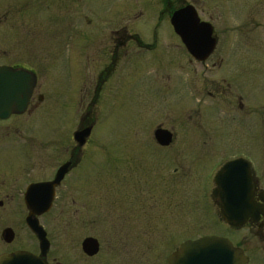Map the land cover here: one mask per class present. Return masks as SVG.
I'll return each mask as SVG.
<instances>
[{
  "label": "rangeland",
  "instance_id": "rangeland-1",
  "mask_svg": "<svg viewBox=\"0 0 264 264\" xmlns=\"http://www.w3.org/2000/svg\"><path fill=\"white\" fill-rule=\"evenodd\" d=\"M216 1L222 44L201 68L170 30L182 0L163 16L153 0H0V65L33 66L45 96L11 123L51 145L93 124L77 203L60 202L50 220V264H166L185 240L221 233L214 175L264 135V0ZM121 36L135 39L116 50ZM236 94L247 121L233 116ZM158 127L173 132L170 146L156 142ZM89 236L101 245L92 258L82 250Z\"/></svg>",
  "mask_w": 264,
  "mask_h": 264
},
{
  "label": "flooded vegetation",
  "instance_id": "flooded-vegetation-1",
  "mask_svg": "<svg viewBox=\"0 0 264 264\" xmlns=\"http://www.w3.org/2000/svg\"><path fill=\"white\" fill-rule=\"evenodd\" d=\"M153 1L157 8H162V16L167 11L163 12V10L173 5V0ZM216 2V0H182V4L179 7L172 9L169 17L170 30L180 40L189 62L201 68L203 66L210 68L211 65L207 63L211 61L213 56L217 55L216 52L219 45L222 44V35L218 31L219 19L217 18L220 10L215 12ZM185 8H188L190 11L193 10L199 22L208 23L213 29L212 36L216 39V46L205 60L194 57L183 43L181 37L175 32L172 23L173 15L176 11ZM232 8L234 9L231 5L228 7L231 13H233ZM189 18L190 14L188 13L185 15L186 23L189 22ZM151 29L155 37V28L152 27ZM121 38L116 44V50L126 45L131 39H135L133 36H121ZM157 46V42L152 45L141 43V47L146 49H156ZM229 51L230 48H227L220 54V66H223L227 59H230L231 53ZM0 66H9L15 70H23L35 77V85L26 109L23 112H14L7 118H0V256L22 251L30 252L36 256H42L41 240L30 229L28 224V220L32 219L36 220L39 226L45 231L49 249L47 255L43 257V261L45 264H50L52 251L56 248L54 234L57 233L53 230L50 220L56 215V210L60 202L69 200L72 204L77 203V187L83 185V178L86 177L87 173V171L81 169V156H79V152L88 146L91 135L83 145H80L75 138V133L86 127L93 126V124H86L78 129L70 130L65 138L62 137V134L56 135L52 139V145L45 143L46 138L42 132L31 135L24 134L17 124L11 122L36 111L44 102V94L38 93L36 95V90L39 86L37 72L33 66H29L23 62ZM205 67L203 68L204 72L206 70ZM220 68L222 69V67ZM236 99L238 105L233 116L235 119L247 121L251 115V111L245 106V96L243 94H236ZM71 102H74V100ZM71 119L69 117V122ZM14 138L20 141L19 146L16 145L13 148H6L14 144L12 143ZM258 138L257 140L259 142L256 143L257 150L253 149L254 142L251 139L248 145L247 143L242 145L244 151L237 152L235 157L230 159L243 158L250 163L252 176L251 214L247 217L246 221L241 225H230L225 222L221 213L222 199L220 196L214 197L212 194L218 220L217 228H220L219 232L221 233L210 236H220L229 239L235 247L240 248L244 252L247 257V264H264V135ZM63 167L66 170L64 177L56 185L53 200L50 207L47 208L46 204L49 192L34 193L31 192V189L38 187V185L53 182L57 177L58 171ZM213 182L215 189L217 188V184L214 179ZM30 199L31 202L36 203V208L30 207ZM120 220L123 224L126 218L123 217ZM122 226L125 229V224ZM85 255L91 258L94 257ZM53 260L56 261L55 257ZM166 264H168V257Z\"/></svg>",
  "mask_w": 264,
  "mask_h": 264
},
{
  "label": "water",
  "instance_id": "water-1",
  "mask_svg": "<svg viewBox=\"0 0 264 264\" xmlns=\"http://www.w3.org/2000/svg\"><path fill=\"white\" fill-rule=\"evenodd\" d=\"M190 14L186 23L185 15ZM175 32L181 37L191 54L200 60H205L213 52L216 39L213 38V29L208 23H201L192 10L188 8L178 10L172 18ZM35 77L23 70H15L9 66H0V118L9 117L14 112H23L29 102ZM93 126L86 127L75 133L80 145L91 135ZM154 136L161 146H169L173 142V132L158 127ZM240 163V167L225 173L231 164ZM65 167L58 171L56 179L51 183L38 185L31 192H49L46 207H50L54 197L56 185L65 174ZM217 188L213 196L222 199L221 213L225 222L230 225H241L251 214L252 176L250 163L243 159H235L225 163L215 176ZM29 205L36 208V203L29 200ZM38 206V204H37ZM237 221V223H235ZM30 229L41 240V255L36 256L30 252L22 251L0 256V264H45L43 257L47 255L49 243L45 231L36 220L29 219ZM82 249L88 256H95L100 251V243L95 237H87L82 243ZM168 264H247L244 252L235 247L224 237L204 236L195 240H187L168 257Z\"/></svg>",
  "mask_w": 264,
  "mask_h": 264
},
{
  "label": "snow or ice",
  "instance_id": "snow-or-ice-1",
  "mask_svg": "<svg viewBox=\"0 0 264 264\" xmlns=\"http://www.w3.org/2000/svg\"><path fill=\"white\" fill-rule=\"evenodd\" d=\"M240 166H241V165H240L239 162H237L236 164H231V167H227V168L225 169V173L229 172L231 169L238 168V167H240Z\"/></svg>",
  "mask_w": 264,
  "mask_h": 264
}]
</instances>
